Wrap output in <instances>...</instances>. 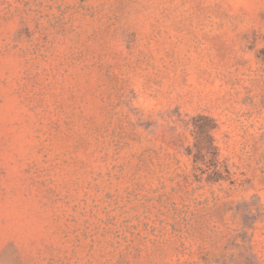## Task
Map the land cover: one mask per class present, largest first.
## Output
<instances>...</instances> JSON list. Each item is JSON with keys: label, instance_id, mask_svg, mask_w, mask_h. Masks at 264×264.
<instances>
[{"label": "rangeland", "instance_id": "rangeland-1", "mask_svg": "<svg viewBox=\"0 0 264 264\" xmlns=\"http://www.w3.org/2000/svg\"><path fill=\"white\" fill-rule=\"evenodd\" d=\"M0 264H264V0H0Z\"/></svg>", "mask_w": 264, "mask_h": 264}, {"label": "trees", "instance_id": "trees-1", "mask_svg": "<svg viewBox=\"0 0 264 264\" xmlns=\"http://www.w3.org/2000/svg\"><path fill=\"white\" fill-rule=\"evenodd\" d=\"M210 145H211V146H209V147H210V148H213V146H212V142H210Z\"/></svg>", "mask_w": 264, "mask_h": 264}]
</instances>
